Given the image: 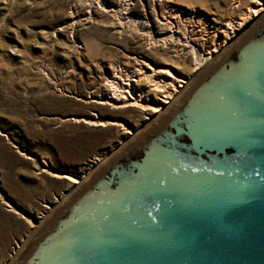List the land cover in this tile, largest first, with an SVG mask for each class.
<instances>
[{
	"label": "water",
	"instance_id": "1",
	"mask_svg": "<svg viewBox=\"0 0 264 264\" xmlns=\"http://www.w3.org/2000/svg\"><path fill=\"white\" fill-rule=\"evenodd\" d=\"M9 264H264V12Z\"/></svg>",
	"mask_w": 264,
	"mask_h": 264
},
{
	"label": "rangeland",
	"instance_id": "2",
	"mask_svg": "<svg viewBox=\"0 0 264 264\" xmlns=\"http://www.w3.org/2000/svg\"><path fill=\"white\" fill-rule=\"evenodd\" d=\"M238 1L0 0V264L69 193L55 175L79 182L150 118L138 101L109 102L103 78L139 66L190 78L204 66L198 52L224 35L212 40L214 30L252 4L264 8ZM138 83L134 91H151Z\"/></svg>",
	"mask_w": 264,
	"mask_h": 264
},
{
	"label": "bare ground",
	"instance_id": "3",
	"mask_svg": "<svg viewBox=\"0 0 264 264\" xmlns=\"http://www.w3.org/2000/svg\"><path fill=\"white\" fill-rule=\"evenodd\" d=\"M236 1L239 2L238 0H236ZM259 4L261 5V3H259ZM263 12H264V8H262V6L257 7L255 4H254V6L252 4V6H249L248 8H246L244 10L243 13H241V17L239 19L224 21L218 30L213 31V35H212V40H214V38L217 37V35L219 33L223 32L224 35L221 37V40L218 42L219 44L217 45V42H214L212 44H209L208 49H204L203 53L198 52L199 53V56H198L199 57V66H198V68H201L203 65L205 66L206 64L210 63L223 49H225L229 45V43H231L237 37V35L247 25H250L255 20H257V18L260 15H262ZM191 14L192 13L190 12L188 15H191ZM176 17L177 18H175V20H177V21L175 23V26H176V24L180 23L179 16H176ZM191 17L192 16H190L189 18H191ZM187 23H189V22H187ZM180 26H181V24H180ZM182 27H184V26H182ZM186 29L187 28L185 27L184 32L186 31ZM182 31H183V28H182ZM211 31H212V29H211ZM210 33H209V35H210ZM181 35H182V33H181ZM169 37H171V36H169ZM153 39H159V38H156L153 36ZM168 39H170V38H168ZM186 42H188V41H186ZM216 49H218V50H216ZM198 68H196V69H198ZM147 69H148V71H145V70H143V67L139 66L137 69L130 71V73H128V72H121L117 68V70L113 71V74L111 75V77L106 78V79L103 78L105 80L104 85L106 84L108 86L107 89L110 90L109 102L113 103V105L120 106V105H118V103H130V102H132L131 104L133 105V103L138 101L140 107H145L147 110L150 111V118L151 119L147 117L148 121L146 120V122H144V124L141 126L147 125L157 115H159L168 105H170L179 96V94L185 89L186 84L194 76H196L199 72V70H198V72H195L196 74L194 73L190 78L187 77V79L185 80L184 78H186V77L183 78L181 76L174 75L169 70L155 69V68L150 67V66H148ZM160 74L164 75L165 79H163V80H161L162 78L159 79ZM138 81L140 83L142 81H145V83H147L148 86H150L151 91H149V93H148V91H144L143 89H139L138 91H134L132 85H134L136 83L139 84ZM168 87H171L170 91L167 90ZM152 90H153V93H156L155 95H157V93H159L161 98H159L157 100V98L152 97V94H151ZM149 94H151V95H149ZM151 97H152V99H151ZM109 102H107L108 105L111 104ZM151 103H153V104H151ZM128 105H130V104H128ZM75 121H77V119ZM83 122H85L86 124H90V125L97 124V125H102V126L105 124L106 125L107 124H109V125L117 124L116 122L109 121V120H83ZM135 131L137 132L138 129L133 131L134 135H132V136H135V134H136ZM128 132H129V134H131L130 131H128ZM87 174H88V172H87ZM55 176L59 177V178H64L68 182H70L68 192H70L71 189H74L77 185H79L81 183V180L78 182L70 173H62L61 175H55ZM82 180H83V178H82ZM19 251H20V249L18 250L16 255L19 253Z\"/></svg>",
	"mask_w": 264,
	"mask_h": 264
},
{
	"label": "flooded vegetation",
	"instance_id": "4",
	"mask_svg": "<svg viewBox=\"0 0 264 264\" xmlns=\"http://www.w3.org/2000/svg\"><path fill=\"white\" fill-rule=\"evenodd\" d=\"M151 119V118H150Z\"/></svg>",
	"mask_w": 264,
	"mask_h": 264
}]
</instances>
